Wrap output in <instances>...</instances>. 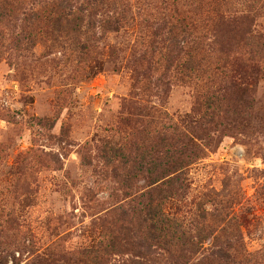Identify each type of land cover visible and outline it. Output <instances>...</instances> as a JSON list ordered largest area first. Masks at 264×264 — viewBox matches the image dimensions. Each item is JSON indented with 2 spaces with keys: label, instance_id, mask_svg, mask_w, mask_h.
<instances>
[{
  "label": "rangeland",
  "instance_id": "rangeland-1",
  "mask_svg": "<svg viewBox=\"0 0 264 264\" xmlns=\"http://www.w3.org/2000/svg\"><path fill=\"white\" fill-rule=\"evenodd\" d=\"M17 6L0 5V257L35 264L107 240L121 210L142 194L141 173L120 178L143 166L141 124L124 122L129 104L141 100L142 73L134 76L127 61L135 28L105 34L79 56L71 35L21 22ZM254 16L264 32V9ZM113 48L118 56L109 57ZM152 88L151 105L174 118L202 112L200 84L170 77ZM237 100L238 112L209 133L205 156L190 167L189 197L210 191L207 211L230 206L254 253L264 250V82L247 97L226 98ZM130 257L108 256L106 264Z\"/></svg>",
  "mask_w": 264,
  "mask_h": 264
},
{
  "label": "trees",
  "instance_id": "trees-1",
  "mask_svg": "<svg viewBox=\"0 0 264 264\" xmlns=\"http://www.w3.org/2000/svg\"><path fill=\"white\" fill-rule=\"evenodd\" d=\"M0 1L4 11L18 4L23 23L53 24L55 34L71 35L79 56L96 50L91 43L105 34L135 28L127 61L134 76L142 73L141 100L129 104L124 122L141 124L143 166L133 165L120 177L141 173L142 194L121 210L107 240L78 250L74 258L38 257L35 264H106L108 256L129 254L119 264H264V250H246L230 206L214 203L207 211L210 191L191 198L188 181L190 167L212 141L209 133L240 109L238 100L227 103L229 94L247 97L264 82V32L254 23L264 0ZM110 52L118 56L115 48ZM170 77L201 85L202 112L174 118L151 105L150 98L158 96L152 86L162 89Z\"/></svg>",
  "mask_w": 264,
  "mask_h": 264
}]
</instances>
